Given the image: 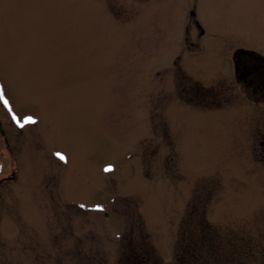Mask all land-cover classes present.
I'll return each instance as SVG.
<instances>
[{"label": "rangeland", "instance_id": "1", "mask_svg": "<svg viewBox=\"0 0 264 264\" xmlns=\"http://www.w3.org/2000/svg\"><path fill=\"white\" fill-rule=\"evenodd\" d=\"M240 48L264 0H0V264H264Z\"/></svg>", "mask_w": 264, "mask_h": 264}, {"label": "flooded vegetation", "instance_id": "2", "mask_svg": "<svg viewBox=\"0 0 264 264\" xmlns=\"http://www.w3.org/2000/svg\"><path fill=\"white\" fill-rule=\"evenodd\" d=\"M247 58H244V56ZM233 75L234 77L230 80H234L237 82L240 81H247L249 82V86L252 87L253 93L263 92L264 89L262 88L261 91L260 85L255 83L257 77L263 78L264 80V62L262 57L258 56L256 53L252 51H246L243 48L237 49L236 52L233 54ZM262 87V85H261ZM242 90L238 89L235 93H240Z\"/></svg>", "mask_w": 264, "mask_h": 264}, {"label": "snow or ice", "instance_id": "3", "mask_svg": "<svg viewBox=\"0 0 264 264\" xmlns=\"http://www.w3.org/2000/svg\"><path fill=\"white\" fill-rule=\"evenodd\" d=\"M0 100H2L3 104L6 105V106H8L9 107V111H11V108H10V105H9V101L7 100V98H5L3 96L2 86H0ZM13 118L16 119V121H17L18 124L20 123V119L17 118L15 116V114H13ZM24 120L27 121V122H33V123L35 122L34 121V118L33 117H30V116L24 117ZM20 126L23 127V124H20ZM57 155L60 156L61 159H64V156L62 154L57 153Z\"/></svg>", "mask_w": 264, "mask_h": 264}]
</instances>
